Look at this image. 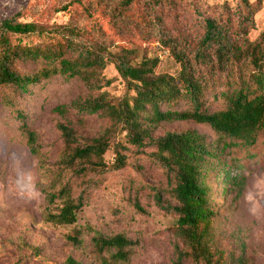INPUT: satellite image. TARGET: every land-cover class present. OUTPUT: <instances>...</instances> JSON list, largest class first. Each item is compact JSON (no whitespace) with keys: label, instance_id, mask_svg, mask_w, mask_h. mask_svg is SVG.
<instances>
[{"label":"rangeland","instance_id":"1","mask_svg":"<svg viewBox=\"0 0 264 264\" xmlns=\"http://www.w3.org/2000/svg\"><path fill=\"white\" fill-rule=\"evenodd\" d=\"M240 1L135 0L125 14L124 0H0V16H17L21 22L43 27H75L84 31L90 44L104 45L118 54L133 52V63L144 57L157 58V74L176 75L179 66L150 26L153 15L163 12L165 28L172 37L180 28L185 36L196 39L200 17L219 19L227 9L237 8ZM262 1L254 18L255 29L250 32L252 40L264 31ZM21 68L30 72L40 69L29 63L21 64ZM98 81L90 87L77 78L57 75L28 87L26 93H18L15 108L7 104L8 92L0 87V264H69V260L99 264L93 244L97 237L123 236L132 242L128 260L116 264H173L177 249L188 252L178 236L176 218L165 214L152 199L151 188H156L163 192L164 200L174 203L164 171L151 156L154 149L139 154L126 143L124 135L120 139L129 150L125 153L127 167L106 176H90V188L83 187V179L65 173L64 181L72 178L74 196L86 189L85 207L72 226L48 221L59 204H48L44 190L49 183L42 177L40 165L43 162L48 170H58L63 142L57 126L69 125L84 139L99 137L110 126L108 119L100 114H81L77 105L105 94L120 97L126 91L112 64ZM223 107L220 97L208 96L205 108L209 112ZM187 108L182 102L176 109ZM15 110L24 116L28 131L35 136L37 155L31 151ZM150 128L154 139L187 131L196 132L208 143L215 139L209 127L191 121L162 122ZM250 153L252 158L236 153L241 163L233 164L230 171L243 180L240 195L232 191L223 196L222 184L212 182L216 216L208 225L209 243L223 261L243 257L246 264H264V135ZM233 157L225 154L222 159L230 164ZM104 159L112 162L113 152L106 153ZM137 204L142 211L135 207ZM76 233L80 234V246L69 241ZM184 264L194 263L186 260Z\"/></svg>","mask_w":264,"mask_h":264},{"label":"trees","instance_id":"2","mask_svg":"<svg viewBox=\"0 0 264 264\" xmlns=\"http://www.w3.org/2000/svg\"><path fill=\"white\" fill-rule=\"evenodd\" d=\"M262 2L241 0L237 8L224 12V18L200 17L196 39L185 36L180 28L172 37L165 28L163 12L155 13L150 26L179 66L176 75L157 74V58L144 57L133 63V52L118 54L104 45L90 44L84 31L75 27H43L21 22L17 16H0V87L8 92L10 107L18 105V93L57 75L77 78L92 87L109 64L126 87L120 97L105 94L77 105L81 114H100L108 119L110 126L99 137L84 139L69 125L57 126L63 142L58 170H48L43 162L40 165L42 177L49 183L44 190L48 204H59L57 213L48 216L50 223L72 226L85 207L86 189L74 196L72 178L64 181L65 173L83 179V187L90 188V176H106L127 167L125 153L129 150L120 139L124 135L139 154L154 149L151 156L164 171L174 203L164 200L163 192L156 188H151L152 199L165 214L176 218L178 236L188 248V252L176 250L173 264L186 260L194 264H246L243 257L228 262L217 258L210 247L208 225L216 216L212 182L222 184L223 196L232 191L240 195L243 180L230 172L233 164L241 163L235 155L243 152L252 158L250 149L264 135V31L257 39L250 38ZM134 3L124 0L123 13H129ZM23 63L40 69L26 71L21 68ZM210 95L223 100V109L211 113L205 108ZM182 102L188 108L177 110ZM15 111L31 151L37 155L35 136L28 131L24 116ZM176 121L205 125L215 139L208 143L191 131L169 132L158 139L151 136L152 124ZM109 151L114 154L112 162L104 159ZM225 154H233L230 164L222 159ZM135 207L142 211L138 204ZM79 237L76 233L69 241L80 246ZM93 244L99 264L127 261L133 247L123 236L97 237Z\"/></svg>","mask_w":264,"mask_h":264}]
</instances>
